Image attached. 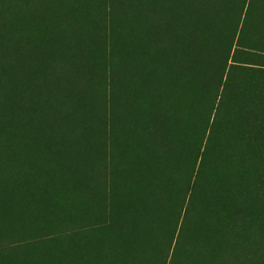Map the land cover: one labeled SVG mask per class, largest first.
<instances>
[{
    "label": "rangeland",
    "instance_id": "374dc122",
    "mask_svg": "<svg viewBox=\"0 0 264 264\" xmlns=\"http://www.w3.org/2000/svg\"><path fill=\"white\" fill-rule=\"evenodd\" d=\"M139 1L8 21L35 61L75 40L89 64L70 118L0 100V264H237L264 215V0Z\"/></svg>",
    "mask_w": 264,
    "mask_h": 264
},
{
    "label": "trees",
    "instance_id": "16d2710c",
    "mask_svg": "<svg viewBox=\"0 0 264 264\" xmlns=\"http://www.w3.org/2000/svg\"><path fill=\"white\" fill-rule=\"evenodd\" d=\"M124 3L130 15L139 16L147 10L140 8L144 2L139 0H125ZM13 13L18 18L36 14L35 0H0V100L9 102L23 117L28 110L35 118L37 111H43L45 101L55 98L61 114L70 118L72 101L82 100L81 90L88 85V48L71 40L61 66L48 60L35 61L34 55H28L25 44L15 40L9 32L8 21ZM69 18L57 14L51 19L61 25L65 33L72 28L65 25ZM183 91L193 97V91L188 87ZM3 154H0V174L5 173ZM258 215L254 222L251 218L247 220L243 244L233 248L237 264H264V215L261 212Z\"/></svg>",
    "mask_w": 264,
    "mask_h": 264
},
{
    "label": "bare ground",
    "instance_id": "6f19581e",
    "mask_svg": "<svg viewBox=\"0 0 264 264\" xmlns=\"http://www.w3.org/2000/svg\"><path fill=\"white\" fill-rule=\"evenodd\" d=\"M16 71V70H15ZM38 82H39V80H38ZM31 87H33V84H32V86Z\"/></svg>",
    "mask_w": 264,
    "mask_h": 264
}]
</instances>
